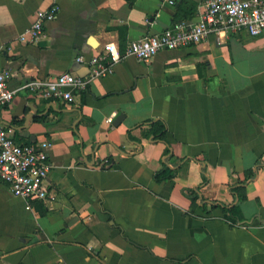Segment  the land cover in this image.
I'll return each instance as SVG.
<instances>
[{"label":"crops","instance_id":"1","mask_svg":"<svg viewBox=\"0 0 264 264\" xmlns=\"http://www.w3.org/2000/svg\"><path fill=\"white\" fill-rule=\"evenodd\" d=\"M52 4L43 38L21 42ZM197 15L198 0H0V69L12 89L84 76L77 56ZM0 120L16 142L50 141L56 195L28 203L0 181V264H264V31L126 57L69 100L18 90ZM165 168L175 175L156 180Z\"/></svg>","mask_w":264,"mask_h":264},{"label":"built area","instance_id":"2","mask_svg":"<svg viewBox=\"0 0 264 264\" xmlns=\"http://www.w3.org/2000/svg\"><path fill=\"white\" fill-rule=\"evenodd\" d=\"M173 3V0H169ZM59 11L57 4L36 12L32 24L18 36L21 42L36 43L45 35V24ZM264 31V0H198L196 21H178L159 33L145 35L130 41L123 51L113 42L105 43L88 58L83 55L76 61L89 67L87 75L64 72L44 79L23 82L18 88L8 85L9 70L0 69V109L8 104L18 90L47 99L69 100L74 93L84 91L95 78L113 71L115 64L132 56L140 62H149L163 50H175L205 41L210 34L218 36L248 34L257 36ZM113 117L108 118L112 122ZM49 140L19 143L14 140V129L0 120V181L9 185L12 194L31 201L52 202L56 195L48 186L50 163L46 149ZM107 160L105 161V163Z\"/></svg>","mask_w":264,"mask_h":264},{"label":"trees","instance_id":"3","mask_svg":"<svg viewBox=\"0 0 264 264\" xmlns=\"http://www.w3.org/2000/svg\"><path fill=\"white\" fill-rule=\"evenodd\" d=\"M185 21H187V20H185ZM150 132L159 138H163L165 136V132H166L165 125L160 120L155 121V122L151 123ZM108 162L109 161L107 160L106 163H108ZM174 175H175V172L173 170H171L169 168H165V169L160 170L157 173H155V179L161 181L164 179H170ZM243 188L244 187L240 186V185H236V186L232 187V191L237 195L238 199H242L245 197L244 192H243ZM185 193L190 198L192 204L196 205V201H197L198 197H197V194L195 193V191L194 190H186ZM223 210L227 211L230 215L236 216L238 207H237V205H233V206H231L229 208H225Z\"/></svg>","mask_w":264,"mask_h":264}]
</instances>
